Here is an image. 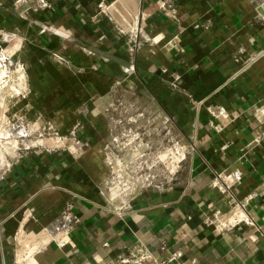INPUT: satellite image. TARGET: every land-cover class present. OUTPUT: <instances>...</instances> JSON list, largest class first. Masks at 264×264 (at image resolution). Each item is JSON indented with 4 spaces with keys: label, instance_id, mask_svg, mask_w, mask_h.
I'll list each match as a JSON object with an SVG mask.
<instances>
[{
    "label": "crops",
    "instance_id": "crops-1",
    "mask_svg": "<svg viewBox=\"0 0 264 264\" xmlns=\"http://www.w3.org/2000/svg\"><path fill=\"white\" fill-rule=\"evenodd\" d=\"M47 1L0 0V31L15 34L24 66L13 78L18 96L6 110L0 99V114L4 125L28 124L20 143L76 132L87 146L18 154L0 182V264H13L17 234L43 233L69 204L82 219L70 234L76 247L51 244L38 264H113L135 248L162 258V242L180 254L172 264H264V117L255 114L264 102V0H139L130 32L95 18L101 4L118 0ZM221 107L232 121L216 132L210 111ZM137 111L152 117L148 132L162 135L152 143L165 147L162 130L172 131L162 161L175 181L140 191L118 213L102 193L108 123ZM236 169L233 195L213 186ZM249 195L252 224H206Z\"/></svg>",
    "mask_w": 264,
    "mask_h": 264
},
{
    "label": "built area",
    "instance_id": "built-area-1",
    "mask_svg": "<svg viewBox=\"0 0 264 264\" xmlns=\"http://www.w3.org/2000/svg\"><path fill=\"white\" fill-rule=\"evenodd\" d=\"M23 1L27 2L29 0ZM38 2L45 6L49 5L47 0H38ZM111 5L112 3L101 4L95 18L98 19V15L101 14L115 23L114 18L109 13V7ZM160 7L163 10H169L174 18L175 15L171 13V11L174 12L171 2L162 1ZM14 41L15 34L13 35L10 32L0 31V69L5 72L4 76L0 78V96L5 93L4 88L9 84V91L13 94L9 99L18 96V89L14 87L13 78H18L20 73L24 70V66L15 59L18 46ZM6 108L4 106L3 110H6ZM210 112L213 116L212 126L216 132H221L226 124L232 121L230 114L222 107ZM255 114L257 117H264V102L257 105ZM0 116H2V114H0ZM111 118L112 119L108 123L110 128L109 142L104 149L106 164L109 168V176L107 177L105 188L102 193L107 208L121 213L131 210L132 201L140 191L148 189L164 191L170 189L175 179L174 172L165 166L164 160L162 161L163 152L166 147L156 145L152 143V140H148V137L153 134L147 131V129L150 128L149 126L154 124L151 116L144 114V112L137 111L128 116L117 114V116H111ZM143 118L145 119V123L133 127V125H136L137 122ZM168 121L169 118L166 119V122ZM3 124L2 117H0V129H4L5 131H2L4 134L7 132L8 135L2 136L1 138L6 139L3 142L8 145L10 149L7 150L4 156L7 160L5 167L1 166L0 160V182L6 176L13 165V161L17 159L22 149L29 150L41 147L48 151L51 150V146L39 143L37 140H35L34 143L19 142V140L23 139L25 134L32 133L27 126L28 124L25 125V122H23L21 118H17L16 122L12 125L7 126ZM11 127H15V129L11 130ZM20 129H24L22 131L23 134L19 133L21 132ZM164 129L162 130L163 133ZM45 135H47L48 138L43 137ZM41 138L60 142L61 144L58 145L59 147L65 146L72 152L82 153L84 147L87 146L86 143L78 140L76 132H73L69 137H61L54 132H50L42 135ZM13 140H15V142H13ZM258 140L259 139H256V142ZM167 141L169 142L168 139ZM1 146L3 147L2 144ZM152 146L157 148L156 151L152 149ZM241 180L242 173L240 170L236 169L218 175L212 184L214 187L220 188L222 193H231L233 195L232 188L240 183ZM251 197L252 195H249L247 198L237 201L225 213L215 210L213 218L207 219L205 221L206 224L214 225L218 231H224L240 223L252 224L253 221L246 210V205ZM233 210L237 211L234 221L226 224L221 223V218L229 217ZM81 223L82 219L74 212L73 205L69 204L64 208L59 218H57L50 227L43 230V233L31 235L24 241H21L20 236L17 234L16 239L18 240V246L15 248L13 264H38V254L51 244L60 249L69 245L75 248L76 246L70 239V234L72 230ZM161 251L164 256L159 258L153 256L146 248H135L132 249L127 256H120L113 264H172L175 260L180 258V254L171 251L165 242L161 244Z\"/></svg>",
    "mask_w": 264,
    "mask_h": 264
},
{
    "label": "water",
    "instance_id": "water-1",
    "mask_svg": "<svg viewBox=\"0 0 264 264\" xmlns=\"http://www.w3.org/2000/svg\"><path fill=\"white\" fill-rule=\"evenodd\" d=\"M124 2L123 0L113 2L109 7V13L124 32H130L134 27L135 19L139 17V0H131L132 3L129 4L131 12L130 9L126 8ZM258 11L264 18V2L260 4Z\"/></svg>",
    "mask_w": 264,
    "mask_h": 264
},
{
    "label": "rangeland",
    "instance_id": "rangeland-1",
    "mask_svg": "<svg viewBox=\"0 0 264 264\" xmlns=\"http://www.w3.org/2000/svg\"><path fill=\"white\" fill-rule=\"evenodd\" d=\"M10 85H11V83H10ZM5 89V94H4V96L3 97H1V98H4L3 100H4V102H5V108L7 107V106H9V104L11 105L12 104V102H13V99H9V98H11V96H13V94H12V92L11 91H9V84L6 86V88H4ZM10 92V93H9ZM9 93V94H8ZM0 105H1V103H0ZM138 107H140V105H138ZM0 117H2V116H0ZM141 123H145V119L143 118L142 120L140 119L138 122H137V124L136 125H133V127H135V126H138V124H141ZM4 125V124H3ZM9 125H12V123H10ZM9 125H7V126H9ZM149 127H154L153 126V124L151 125V126H149ZM1 131H0V151L2 150V151H4L3 153H4V156H5V153L7 152V150H9L10 148L8 147V145H6L3 141H5L6 139H3V138H1L2 136H8L7 135V132H5V134H4V132L2 131L3 129L1 128L0 129ZM14 135V134H13ZM163 135H164V138H165V151L163 152V154L165 155V158H166V154H169V153H171L172 151H170L171 150V146H168V141H167V139H171L172 138V131H170V130H168L167 129V127L164 129V133H163ZM160 136H162V135H160ZM160 136H156V134L155 133H153L152 135H150L149 137H148V140H152V138L153 139H157L158 137H160ZM43 137H46V138H48V136L47 135H45V136H43ZM36 139H39V138H35V139H33L34 141L36 140ZM146 139V138H145ZM171 143V142H170ZM1 144L3 145V147L1 146ZM172 144V143H171ZM152 149H154V151H156V147L155 146H152ZM152 151V150H151ZM6 165V164H5ZM161 165V164H160ZM2 166V165H1ZM165 166H169V164H166L165 163ZM164 169H165V167H164Z\"/></svg>",
    "mask_w": 264,
    "mask_h": 264
},
{
    "label": "bare ground",
    "instance_id": "bare-ground-1",
    "mask_svg": "<svg viewBox=\"0 0 264 264\" xmlns=\"http://www.w3.org/2000/svg\"><path fill=\"white\" fill-rule=\"evenodd\" d=\"M4 74H5V72H4V70H2V69H0V78L2 77V76H4ZM4 101V100H3ZM3 110V109H2ZM13 129H15V127H11V130H13ZM24 129H20V131L21 132H19L20 134H23L22 133V131H23ZM3 131H5L4 129H3ZM25 132V131H24ZM1 134V133H0ZM14 134V133H13ZM40 141V143H42V144H46V145H49V146H56V145H59V144H61L60 142H57V141H55V140H51V139H41V140H39ZM4 151H0V160H1V165H2V167H5L6 165L5 164H7V160L5 159V157H4V153H3ZM236 213H237V211L236 210H233V212L229 215V217H222L221 218V223H223V224H226V223H228V222H233L234 221V219H235V215H236Z\"/></svg>",
    "mask_w": 264,
    "mask_h": 264
}]
</instances>
